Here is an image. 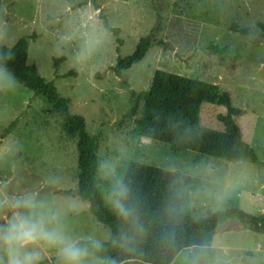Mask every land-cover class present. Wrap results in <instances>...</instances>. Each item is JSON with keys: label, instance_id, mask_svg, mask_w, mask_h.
<instances>
[{"label": "rangeland", "instance_id": "1", "mask_svg": "<svg viewBox=\"0 0 264 264\" xmlns=\"http://www.w3.org/2000/svg\"><path fill=\"white\" fill-rule=\"evenodd\" d=\"M0 0V45L28 40V64L69 100L72 115L84 118L86 132L100 138V182L110 180L126 160L177 170L198 178L190 193L191 217L228 209L264 215V172L250 161L227 162L190 151L174 155L163 143L137 138L131 151V101L111 67L130 55L140 38L153 35L166 47H152L124 74L129 89L145 90L155 70L218 86L232 106L242 139L264 163V0ZM116 29L114 34L105 28ZM245 32V33H244ZM31 38V39H30ZM33 38V39H32ZM64 61L53 66V60ZM45 100L15 83L0 65V225L17 200L31 199L35 211L53 215L73 241L104 243L109 230L88 212L87 203L64 191L76 190V146L61 130ZM223 106L204 103L201 128L223 132ZM16 125L4 133L10 122ZM224 233L195 232L192 245L171 264H264V235L227 222ZM40 262L58 256L41 244ZM0 258L6 259L0 247ZM83 264H100L91 255Z\"/></svg>", "mask_w": 264, "mask_h": 264}, {"label": "trees", "instance_id": "2", "mask_svg": "<svg viewBox=\"0 0 264 264\" xmlns=\"http://www.w3.org/2000/svg\"><path fill=\"white\" fill-rule=\"evenodd\" d=\"M85 1L78 6L85 5ZM105 28L117 33L116 29L106 25ZM258 28L264 36V23H259ZM28 40L22 37L11 47L0 45V65L15 83L34 96L42 97L49 112L59 120L63 133L75 140L77 186L75 192L64 191L63 194L87 203L88 212L109 230V238L104 243L78 241L87 249V255L94 256L100 264H171L181 251L191 247L195 232L224 233L227 222H236L242 230L264 235V215L228 209L204 218L191 217L190 193L197 190L201 182L177 170L126 160L115 168L110 180L100 182L97 178L100 138L86 132L84 118L70 113L69 100L60 97L54 85L43 79L34 65L28 64ZM152 47H166V44L154 40L151 33L140 38L134 51L126 57H118L111 67L127 88L130 115L136 117L129 150L137 138H145L167 145L176 156L190 151L227 162L250 161L264 172V163L243 141L233 120L245 115V111L234 108L229 93H220L218 86L155 70L145 90L135 93L128 88L124 74L141 62ZM63 61L64 57L54 59L53 66L56 68ZM204 103L225 107V114L217 116L223 132L199 126V111ZM15 125L16 119L4 133ZM122 186L127 192L121 197L118 193ZM116 199L121 200L126 213L114 206ZM38 264H62V261L58 255Z\"/></svg>", "mask_w": 264, "mask_h": 264}, {"label": "clouds", "instance_id": "3", "mask_svg": "<svg viewBox=\"0 0 264 264\" xmlns=\"http://www.w3.org/2000/svg\"><path fill=\"white\" fill-rule=\"evenodd\" d=\"M126 192L122 186L118 195L122 197ZM12 206L30 211H15L0 225V247L6 254V259L0 258V264H38L40 253L36 249L42 243L58 249L62 264H83L87 249L64 235L58 226H51L53 215L35 211L37 205L31 199L17 200ZM114 206L126 213L120 199L114 201Z\"/></svg>", "mask_w": 264, "mask_h": 264}]
</instances>
